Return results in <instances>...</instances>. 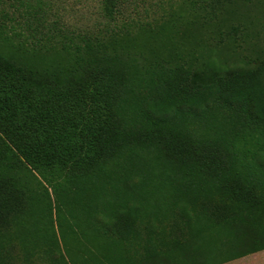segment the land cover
<instances>
[{
  "label": "trees",
  "instance_id": "16d2710c",
  "mask_svg": "<svg viewBox=\"0 0 264 264\" xmlns=\"http://www.w3.org/2000/svg\"><path fill=\"white\" fill-rule=\"evenodd\" d=\"M138 1L0 0V264L264 251V0Z\"/></svg>",
  "mask_w": 264,
  "mask_h": 264
},
{
  "label": "rangeland",
  "instance_id": "374dc122",
  "mask_svg": "<svg viewBox=\"0 0 264 264\" xmlns=\"http://www.w3.org/2000/svg\"><path fill=\"white\" fill-rule=\"evenodd\" d=\"M43 1V0H42ZM45 1V0H44ZM102 0H46L48 4L49 16L56 19L57 13L62 17V21L69 28L77 27L78 29L98 28L100 23L104 22L101 16ZM139 2V1H138ZM179 0H146V3L140 1L138 13L145 17L149 22L158 20L163 15V10L168 11L170 4L178 5ZM131 6L130 8H133ZM145 11H148L146 16ZM162 22V20H159ZM227 264H264V251L247 256L245 258L227 263Z\"/></svg>",
  "mask_w": 264,
  "mask_h": 264
}]
</instances>
